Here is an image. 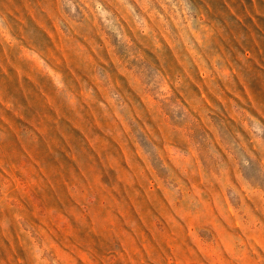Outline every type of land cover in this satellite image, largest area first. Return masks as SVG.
Returning <instances> with one entry per match:
<instances>
[{
  "label": "rangeland",
  "instance_id": "374dc122",
  "mask_svg": "<svg viewBox=\"0 0 264 264\" xmlns=\"http://www.w3.org/2000/svg\"><path fill=\"white\" fill-rule=\"evenodd\" d=\"M0 264H264V0H0Z\"/></svg>",
  "mask_w": 264,
  "mask_h": 264
}]
</instances>
